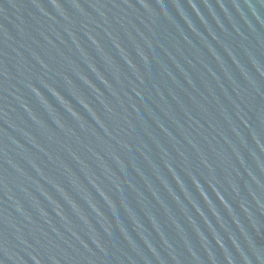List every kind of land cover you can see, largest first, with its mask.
Here are the masks:
<instances>
[{
  "label": "water",
  "instance_id": "95a60500",
  "mask_svg": "<svg viewBox=\"0 0 264 264\" xmlns=\"http://www.w3.org/2000/svg\"><path fill=\"white\" fill-rule=\"evenodd\" d=\"M0 264H264V0H0Z\"/></svg>",
  "mask_w": 264,
  "mask_h": 264
}]
</instances>
